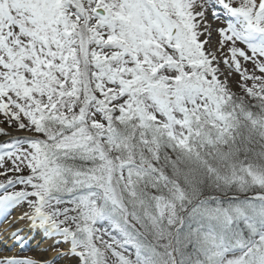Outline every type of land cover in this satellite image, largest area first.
<instances>
[{
    "label": "snow or ice",
    "instance_id": "1",
    "mask_svg": "<svg viewBox=\"0 0 264 264\" xmlns=\"http://www.w3.org/2000/svg\"><path fill=\"white\" fill-rule=\"evenodd\" d=\"M33 242L0 264H264V0H0V251Z\"/></svg>",
    "mask_w": 264,
    "mask_h": 264
},
{
    "label": "rangeland",
    "instance_id": "2",
    "mask_svg": "<svg viewBox=\"0 0 264 264\" xmlns=\"http://www.w3.org/2000/svg\"><path fill=\"white\" fill-rule=\"evenodd\" d=\"M33 246H35V245H33ZM34 249H35V247H33ZM26 253H28V254H19V255H32V256H35V254H40V251L38 250V249H35V250H33V251H29V252H26Z\"/></svg>",
    "mask_w": 264,
    "mask_h": 264
},
{
    "label": "bare ground",
    "instance_id": "3",
    "mask_svg": "<svg viewBox=\"0 0 264 264\" xmlns=\"http://www.w3.org/2000/svg\"><path fill=\"white\" fill-rule=\"evenodd\" d=\"M33 244H35V242H33ZM44 247V245H41V248H43ZM38 250H40V249H38ZM4 254H6V255H13V252H10V253H4V252H0V255H4ZM36 257H39L40 256V254H36L35 255Z\"/></svg>",
    "mask_w": 264,
    "mask_h": 264
}]
</instances>
